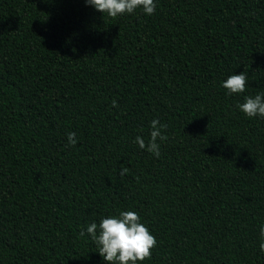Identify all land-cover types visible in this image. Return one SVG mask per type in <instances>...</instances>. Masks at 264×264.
<instances>
[{"label": "trees", "instance_id": "16d2710c", "mask_svg": "<svg viewBox=\"0 0 264 264\" xmlns=\"http://www.w3.org/2000/svg\"><path fill=\"white\" fill-rule=\"evenodd\" d=\"M154 2L0 0V264H107L87 227L121 211L157 240L138 264H264V117L237 107L264 93V0Z\"/></svg>", "mask_w": 264, "mask_h": 264}, {"label": "clouds", "instance_id": "9594fccd", "mask_svg": "<svg viewBox=\"0 0 264 264\" xmlns=\"http://www.w3.org/2000/svg\"><path fill=\"white\" fill-rule=\"evenodd\" d=\"M87 5L94 7L97 11L107 14L115 19L124 14H132L138 8L146 15H153L156 10L154 0H85ZM248 77L245 72L230 75L222 87L227 90L228 95L241 94L247 89ZM113 107H118L115 100ZM239 110L249 118L264 117V93L245 96L244 102L237 105ZM167 124H161L158 119L151 121L150 139L147 144L141 136L135 138V143L141 149H146L157 158L160 156V144L157 140L166 141L168 137L164 134ZM69 145L77 143L76 134L68 133ZM127 167L121 168L120 175L127 174ZM98 232V234H97ZM87 234L95 242L98 252L107 264H138L146 259H151V249L157 246L156 237L150 230L140 222V216L135 211H121L118 216L103 218L99 224L92 222L87 227ZM81 236L85 233L81 231ZM260 250L264 252V226H261Z\"/></svg>", "mask_w": 264, "mask_h": 264}]
</instances>
